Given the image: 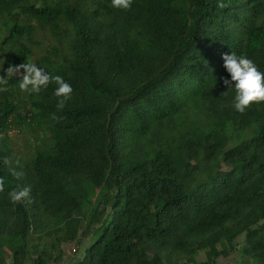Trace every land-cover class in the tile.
Returning <instances> with one entry per match:
<instances>
[{"label": "trees", "instance_id": "1", "mask_svg": "<svg viewBox=\"0 0 264 264\" xmlns=\"http://www.w3.org/2000/svg\"><path fill=\"white\" fill-rule=\"evenodd\" d=\"M0 53L4 70L33 62L73 89L62 110L55 83L28 94L13 76L0 92L9 264H218L235 225L264 264V102L237 112L221 81L225 54L264 72V0H0ZM22 127L38 134L26 156L6 139ZM92 225L80 259H63Z\"/></svg>", "mask_w": 264, "mask_h": 264}, {"label": "clouds", "instance_id": "2", "mask_svg": "<svg viewBox=\"0 0 264 264\" xmlns=\"http://www.w3.org/2000/svg\"><path fill=\"white\" fill-rule=\"evenodd\" d=\"M131 5L132 0H111L112 7L125 11L129 10ZM222 59L224 61L223 67L229 74L230 80L221 77V81L224 87L234 88V109L243 113L252 106L253 102H264V72L260 71L255 62L248 58L246 54H225ZM0 71L5 72V75L0 76V92L7 91L6 86L9 79L16 76L19 77V90L28 94H38L49 83H55L54 95L59 98L57 102L58 110H62L65 103L71 98L73 89L69 83L59 75L52 76L48 74L33 62L9 65L6 70L0 67ZM223 94L226 95L227 91ZM4 163H9L7 158L4 159ZM17 166H19L18 162ZM10 172L17 179H20L23 175L22 172H17L15 168H10ZM4 185L5 179L0 177V192L4 191ZM30 193L31 188L24 186L12 189L9 191L8 196L13 203H21L29 200Z\"/></svg>", "mask_w": 264, "mask_h": 264}, {"label": "rangeland", "instance_id": "3", "mask_svg": "<svg viewBox=\"0 0 264 264\" xmlns=\"http://www.w3.org/2000/svg\"><path fill=\"white\" fill-rule=\"evenodd\" d=\"M33 40L37 44V49L40 51H43L45 48V41H43L39 36H34ZM2 60V53H0V64ZM13 131V132H12ZM38 134L35 131H29L28 128H21L16 131V129L11 128L9 135H7L6 139L10 143L11 149L17 153L19 152L21 155H29V151L31 150V147L27 146L25 142L32 143L33 138L37 137ZM220 169L224 172H227L229 168L225 167L224 165L220 166ZM264 224V221H263ZM97 225H92L91 230L88 232V237H86L85 240H82L80 246L76 247L73 244H63L60 247V250L62 252V258H72L73 260H78L81 257L83 248H85L92 240V235L97 233ZM83 231V227H80L77 235ZM244 227L240 225H235L233 227H228V234L231 238V241L235 247L234 251L231 252L227 257L225 258H218L217 263L218 264H254L250 259H247L243 257L241 254L240 248L242 245V239L244 234ZM91 236V237H89ZM37 246V245H35ZM218 248L222 250H227L226 245L223 243V241H219L217 243ZM12 250L11 246L3 248L0 251V264H9L10 263V251ZM197 261H205L207 258L202 254L199 253L196 257ZM28 264V263H25Z\"/></svg>", "mask_w": 264, "mask_h": 264}, {"label": "built area", "instance_id": "4", "mask_svg": "<svg viewBox=\"0 0 264 264\" xmlns=\"http://www.w3.org/2000/svg\"><path fill=\"white\" fill-rule=\"evenodd\" d=\"M11 130V129H10ZM10 130L9 131H7V135H9V133H10ZM13 132V131H12Z\"/></svg>", "mask_w": 264, "mask_h": 264}]
</instances>
